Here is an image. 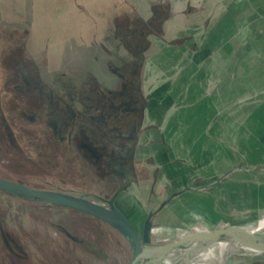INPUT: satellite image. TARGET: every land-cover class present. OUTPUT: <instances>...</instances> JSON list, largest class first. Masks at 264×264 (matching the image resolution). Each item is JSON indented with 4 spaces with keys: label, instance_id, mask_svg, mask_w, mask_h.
Masks as SVG:
<instances>
[{
    "label": "rangeland",
    "instance_id": "obj_1",
    "mask_svg": "<svg viewBox=\"0 0 264 264\" xmlns=\"http://www.w3.org/2000/svg\"><path fill=\"white\" fill-rule=\"evenodd\" d=\"M130 46L137 84L157 68L180 86L178 133L185 135L180 143L167 133L170 155L162 153L163 160L155 153L147 163L150 153L139 152L126 176L106 169L96 176L75 145L80 130L62 140L50 121L58 123L73 100L78 115L92 111L87 97L107 96L118 84L115 72L131 77L132 66L117 58ZM207 74L216 89L208 114L215 109L213 117L224 118L208 144L202 122L190 125L205 98L204 87L190 91V85ZM92 129L85 132L93 140ZM213 156L229 161L224 177ZM174 157L181 163L162 164ZM0 178L106 207L114 198L140 235L158 210L154 245L255 224L264 217V0H0ZM133 247L89 214L0 190V264H127ZM229 264H264V252Z\"/></svg>",
    "mask_w": 264,
    "mask_h": 264
},
{
    "label": "crops",
    "instance_id": "obj_2",
    "mask_svg": "<svg viewBox=\"0 0 264 264\" xmlns=\"http://www.w3.org/2000/svg\"><path fill=\"white\" fill-rule=\"evenodd\" d=\"M119 54L117 53L118 59H119V56H122V57L124 56V54L123 55L121 53ZM149 58H148V61H149ZM160 59L161 58H159V60ZM155 69L156 71L150 70L146 78H143L145 77V73H144V76L142 77V84H138L139 90H135L134 88H128V91H131L134 95H137L140 104L134 105V107H136L138 111H136V113L128 114L129 125L127 126L122 125V128L120 130V132L124 133L125 135L130 134L134 136V139H131L129 142H127L128 144L127 147L132 150V153L127 154V151H124L125 153L124 158L126 159V164H124L123 167L125 168L126 173L130 170L132 172V169L135 168L134 158H136V153H139V152L141 153L144 152L147 154L150 153V155L149 154L147 155V160H148L147 163L149 161H151L152 163L151 159H152V156L154 157L155 153H157L158 155L161 154L162 160H163L162 153L167 152L166 155L167 154L170 155L168 153L169 151L168 147L166 146V144H168L167 133H169L170 130L172 132V134H170L173 136L172 138H177L178 142L180 143L181 141H183V137L185 135L183 134V131H184L183 129L180 130V132L178 133V127L181 126L179 124L182 123L181 122L182 116L177 111L175 101L177 100V98H179L178 90H180V86H177L167 81L168 80L167 72L158 71L157 68ZM130 72L128 73L131 76ZM114 74H115V77L118 79V84L116 86L109 88L108 91L106 92L107 95H109V93L112 94V96L118 95L119 92L122 90V87H124V85L128 83V81L130 80L126 72H115ZM178 75L179 74L176 75L175 73V76H178ZM223 76H222V80H223L222 88L224 90L225 89V79ZM206 78H207L206 80L203 78L201 79V81L205 80V82L198 81L199 78H197L196 85H190V91L198 90L199 85L201 87H204V89H200V91H201V96H205V98H203L202 101L200 102L204 103L206 107L205 110L207 109V115H206L205 110L201 109L203 105L199 102V96L194 97V101L196 103L199 102L198 106L195 108L198 114L195 117L190 116V125L191 127H193V125L197 121L198 123L202 122L201 125L204 126V127L202 126L203 127L202 131H205V136H206L203 138V140L205 141V143L207 142L208 144L209 140L211 139L213 140L212 138L213 136L210 133L211 128L217 123L221 124L224 118L217 117V119H215L212 115V112L215 111V109L212 110L210 115L208 114L209 110L211 109L210 105L211 103L213 104V101H214L213 93L216 92L215 91L216 89L214 87V84H212V86L210 87L209 81L212 79V77L209 78V74H207ZM172 91H175V92H172ZM218 100H220L219 97L216 98V101ZM194 101L192 100V102ZM94 102L96 103V101ZM217 106L218 107L220 106L219 108L217 107L218 108L217 111L218 112L222 111L221 114L223 113L222 117H224V114H225L224 106L223 105L221 106L219 103H217ZM164 128H167V129L163 130ZM212 142L214 143L215 141H212ZM212 142H210L211 145H212ZM145 143L149 144V146L145 147L146 145ZM196 143H198V139L196 140ZM140 145H143V146L140 148ZM173 145L175 147L176 144L173 143ZM174 147H172V149ZM217 152H221V150L218 148ZM192 153L195 156L194 149L192 150ZM194 156L192 158H194ZM218 157L213 156L212 163L217 165L219 167L218 169L221 168L222 173H220L219 175L224 177L226 174H228L229 171H224L223 169L225 168V166L228 167L229 161L227 160L228 161L227 162L224 158L222 159L221 157H219L220 158L219 159ZM168 162H170V164H167ZM180 163H181V159H178V157H174V159L166 158L162 162V164H166V166H170V167H173L176 164H180Z\"/></svg>",
    "mask_w": 264,
    "mask_h": 264
},
{
    "label": "water",
    "instance_id": "obj_3",
    "mask_svg": "<svg viewBox=\"0 0 264 264\" xmlns=\"http://www.w3.org/2000/svg\"><path fill=\"white\" fill-rule=\"evenodd\" d=\"M0 190L24 198L42 201L54 206L74 209L98 218L116 228L122 234L129 237L134 246L132 259L127 264H140L141 258L145 255L157 256L160 252H166L181 246L188 238H197L202 234L195 233L180 237L171 243L154 245L150 243L151 232L154 228L152 218L157 214L158 210L150 212L144 224L142 235H140L134 224L116 207L114 198L109 202L110 207H106L103 204L83 197L50 190L30 188L22 183L2 178H0ZM220 232L222 231H218L216 234Z\"/></svg>",
    "mask_w": 264,
    "mask_h": 264
},
{
    "label": "bare ground",
    "instance_id": "obj_4",
    "mask_svg": "<svg viewBox=\"0 0 264 264\" xmlns=\"http://www.w3.org/2000/svg\"><path fill=\"white\" fill-rule=\"evenodd\" d=\"M262 252L264 217H259L250 226L230 228L219 234L204 232L197 238H188L175 249L160 252L157 256H143L140 264H229L236 255H257Z\"/></svg>",
    "mask_w": 264,
    "mask_h": 264
},
{
    "label": "flooded vegetation",
    "instance_id": "obj_5",
    "mask_svg": "<svg viewBox=\"0 0 264 264\" xmlns=\"http://www.w3.org/2000/svg\"><path fill=\"white\" fill-rule=\"evenodd\" d=\"M137 66L134 64L132 65V70H131V77L128 83L122 87V90L119 92L118 95L112 96V94L109 93V95L105 96H100L97 98H89L91 101L90 104H92L89 109L92 111H88V108L85 110H81L80 114H77V109L75 106H73V101L66 102V110H64V114L59 116L61 117V120L58 123H52L53 124V130L54 133L58 134L60 139H64L65 135L64 133H68L70 129H76V125H74V122L78 123V121L81 120V116L83 115L84 118L87 117L90 119V123L94 122L96 125H101V122L105 123V127L109 130V128H119V131L122 128V125H129V120H128V114L129 113H136L138 109L134 107V105L140 104L139 99L137 95H134L131 91H128V88H134L135 90H139V85L136 83V78L135 76L138 74ZM29 89V88H28ZM137 92V91H136ZM119 98L121 100L119 101ZM96 101V103L94 101ZM78 104L82 107L83 103L85 104L87 101H81V99L76 100ZM55 104V99L53 101V105ZM86 107V104H85ZM135 110V111H133ZM76 112V113H75ZM74 118H73V117ZM80 116V117H79ZM83 118V121L85 120ZM74 119V120H73ZM57 120V119H56ZM124 127V126H123ZM74 137V136H73ZM101 141L105 142V147L104 151L108 152L110 157L112 156L113 152V146H112V141H109L110 136L107 134V132L104 133V136L98 135L97 136ZM95 137V138H97ZM105 138V140H104ZM108 140V142L106 141ZM83 142L81 141L80 145L84 146L82 144ZM90 149V146H89ZM90 151H92L90 149ZM82 158L85 160V156ZM86 161V160H85Z\"/></svg>",
    "mask_w": 264,
    "mask_h": 264
},
{
    "label": "trees",
    "instance_id": "obj_6",
    "mask_svg": "<svg viewBox=\"0 0 264 264\" xmlns=\"http://www.w3.org/2000/svg\"><path fill=\"white\" fill-rule=\"evenodd\" d=\"M135 33L136 32L134 31L132 35H135ZM135 36L138 37V39H143L142 35L138 34ZM122 41L124 42L123 38ZM132 44L133 43H131V46ZM131 46L128 47V50L125 51L119 49L120 51L119 53H121L122 55L124 54L123 57L119 56V60H120L119 64L123 67H126V69L132 66V57L129 54V52L131 51ZM138 50L139 49H137V51ZM28 85L32 87L30 82L28 83ZM84 119H85L84 123L81 121L80 123L78 122L76 125V128L79 129L80 132L83 131V133L81 134L79 132L74 136V139L77 140V144L75 145L80 151H82L84 154L87 155L86 159L89 161L88 163H90L91 167H93L94 170L98 172L96 176H98L99 174L102 175L103 177L106 176V174L103 175L102 173H100L101 169H106L108 173L110 172L112 173V175L120 178L126 176L125 168L123 167V165L126 164V159L124 158V154H125L124 151H127V154L132 153V150L127 147L128 146L127 142H129L131 139H134V136L130 134L125 135L124 133H121L118 130L119 128H111V129L109 128L108 130L105 127L106 124L103 123L104 121L101 122V125H96L94 122L90 123L89 118L85 117ZM89 125L92 126L93 128L92 130H94L93 132L95 137H97L98 135L103 136L105 132H107V134L110 136L109 141H112V146H113V150H112L113 154L111 157L108 154V152L104 151L105 150L104 141H101L98 137L97 138L93 137L92 140V138L88 136V134L85 132L87 131ZM81 141L83 142L82 144H84V146L80 145ZM106 141L108 142V140ZM89 146L92 151H90Z\"/></svg>",
    "mask_w": 264,
    "mask_h": 264
}]
</instances>
